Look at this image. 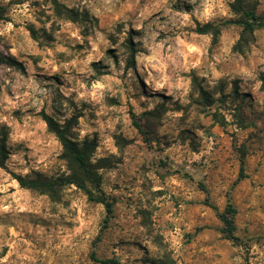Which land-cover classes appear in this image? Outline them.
<instances>
[{
    "label": "rangeland",
    "instance_id": "1",
    "mask_svg": "<svg viewBox=\"0 0 264 264\" xmlns=\"http://www.w3.org/2000/svg\"><path fill=\"white\" fill-rule=\"evenodd\" d=\"M211 2L225 4L231 15L194 21V29L185 25L191 37L180 42L165 43L172 33L160 32L145 47L147 25L168 19L163 9L121 22L98 15L84 0H0L7 9L0 21V138L7 133L9 152L7 169L0 168V264H100L94 252L121 264H191L197 258L198 264H233L237 256L242 264H264V71L253 81L240 71L247 63L228 60L209 83L206 64L214 53L248 62L253 48L259 52L264 26L246 30L237 23L247 20L245 13L237 11L264 18V0ZM169 3L175 12L193 9L186 0ZM14 8L21 9L15 14L22 24L13 23ZM204 27L219 32L216 40L198 31ZM132 51L135 65L129 67ZM149 60L156 67L146 68ZM20 77L43 90L35 95L38 107H29L28 84L21 81L13 91ZM77 81L90 95L64 94ZM185 86L188 103L182 104L176 96ZM42 112L80 149L91 148L84 152L87 161L115 202L108 222L105 206L74 184L49 194L13 179L10 172L50 179L72 174ZM206 200L220 212L233 205L237 241L224 237Z\"/></svg>",
    "mask_w": 264,
    "mask_h": 264
},
{
    "label": "clouds",
    "instance_id": "2",
    "mask_svg": "<svg viewBox=\"0 0 264 264\" xmlns=\"http://www.w3.org/2000/svg\"><path fill=\"white\" fill-rule=\"evenodd\" d=\"M3 2L7 4L8 0H3ZM174 2L175 0H172V3ZM186 2L193 5V9L190 14H184L173 11L171 7V3H169V0H156L155 3H152V0H145V3L143 5L140 3V0H97V3L95 5L88 4L87 0H84L86 6L93 7L98 15L110 17L112 20H120L121 22L129 20L131 16H135L136 13H139L141 16L147 19L149 16L153 14V12L158 11L159 9H163L164 11L162 15L168 17V19L167 21L161 23L159 22V17H157L156 20L150 22L147 25L145 30L146 32H148L149 37L145 42L144 45L145 47H149L150 45L154 44L156 37L160 35V32H164L166 34L172 33V35L168 38V40L164 41L165 43L180 42V37H184L185 39H189L191 37V32L184 31L185 25H188L192 29H194L196 27V23L194 21H199L201 25H203L211 17H223V16L231 15V12L223 3H218V2L212 3L211 0H186ZM117 5H119V8H117ZM27 10H28L27 5H25L23 11L27 12ZM20 11H21L20 8H14L12 13H10L13 23L16 24L23 23V20L18 19L17 15L15 14V13H19ZM24 19H31V17L25 16ZM53 20H56V18L53 17ZM56 22L58 24L63 25L61 31L68 30L69 25L66 22L59 20H56ZM10 28H12V24H8L6 26L5 34H7V29ZM127 30H128V25L125 24L123 31L127 32ZM72 34L76 35L75 31H73ZM57 37L59 38V33H57ZM234 39H239V36L235 35ZM77 40H79L78 36H77ZM120 42L122 43L123 40L121 39ZM258 43L261 44V48L259 52H257L255 48H253V52H252V57H255V60H253L252 57H250L248 62H244L243 57H240L238 55L233 58L229 56L221 57L218 53H214L209 59L206 60L207 67L212 73V78L210 79L209 83L215 82L217 76V73L215 72V68L217 66L222 67L223 64L228 60H233V62L239 61L241 64L247 63L248 66L241 67L240 71L249 79L255 81L258 73L260 71H264V67H260L264 65V41H258ZM17 47L20 46L17 45ZM12 51L13 54H15L16 48L14 47ZM145 67L154 68L156 67V65L151 64V61L149 60L148 63L145 65ZM123 69H124L123 63H121V70L119 75H123ZM159 71L160 69L158 68L157 72ZM171 74L178 75L175 69H172ZM207 74H208L207 72L201 73V75H207ZM128 76L129 77L132 76L131 70L128 71ZM157 79L158 82L163 81L162 76L158 77ZM21 81H23L22 77H20L17 83L13 85V91H16L21 86ZM23 83L28 84V86L32 88L31 97L33 103L30 104L29 107L33 105H36L38 107L40 101H37L35 99V95L37 92H40L41 95H44L43 90L32 86L28 81H23ZM185 85H187V81H185ZM4 87H7V82L5 83ZM99 87L100 84L98 82L92 84L93 89H99ZM81 89H84V85L77 81L72 89L69 90L62 89V91H64L65 95H69L71 91H77L78 92L77 99H80L82 96L87 97L88 95H90V92L88 91L81 92ZM188 91L189 88L185 86L183 90L176 96V98L180 100V103L182 104L188 103L187 100ZM27 95L28 93H24L18 96L17 99L20 102H23L24 97ZM169 115L174 119L175 116L178 114L171 113ZM61 123H63V121H61ZM262 172H264V168H262ZM5 259H7V257H5ZM198 260L199 258H197L196 261H192L191 264H198ZM233 264H242L239 256L235 258Z\"/></svg>",
    "mask_w": 264,
    "mask_h": 264
},
{
    "label": "trees",
    "instance_id": "3",
    "mask_svg": "<svg viewBox=\"0 0 264 264\" xmlns=\"http://www.w3.org/2000/svg\"><path fill=\"white\" fill-rule=\"evenodd\" d=\"M55 3L57 10L60 11V5L56 1ZM239 11L245 13L247 20L243 19L237 23L243 25L246 30L252 31L255 28L264 26L263 17H256L254 13L244 12L242 9L237 12ZM6 15V7L0 5V21L5 20ZM198 31L200 33H211L215 40L219 33L217 30H209L208 27L199 28ZM135 58L136 53L135 51H132L128 64L129 67H133L135 65ZM0 61H3V59L0 58ZM41 117L46 123L48 130L60 141L63 147L62 158L71 166L72 174L63 179H50L38 172H34L32 175L26 176L10 172L13 179H15L23 188L49 194L55 193V191L63 185L74 184L78 188L85 191L91 201L101 203L105 206L107 213L106 222H108L113 217L115 202L101 190V180L93 170V167L87 161V156L84 152H88L91 148L85 146L83 149H80L79 145L70 138L66 128L60 126L51 116L44 112L41 113ZM8 156L7 133H3L0 138V168L7 169L6 164ZM244 170L245 163L243 159L240 174L241 178L244 177ZM89 185H91V188ZM205 203L217 212L223 225L221 232L224 237L233 242L237 241L238 238L235 235V216L237 212L233 205L228 204L226 209L223 212H220L218 208L210 204L208 200H206ZM92 259L100 264H121V262L115 258L99 259L97 258L95 252L92 254Z\"/></svg>",
    "mask_w": 264,
    "mask_h": 264
}]
</instances>
